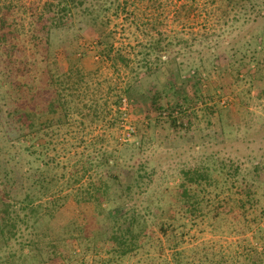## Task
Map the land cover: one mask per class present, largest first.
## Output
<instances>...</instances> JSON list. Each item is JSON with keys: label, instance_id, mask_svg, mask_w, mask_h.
<instances>
[{"label": "rangeland", "instance_id": "rangeland-1", "mask_svg": "<svg viewBox=\"0 0 264 264\" xmlns=\"http://www.w3.org/2000/svg\"><path fill=\"white\" fill-rule=\"evenodd\" d=\"M222 7L220 0H131L119 9V14L114 13L115 9L109 11L104 22L92 27L83 24L78 27L83 29L69 33L73 45L88 52L83 57L77 53V58H81L78 67L85 80L68 91L73 109L67 122L47 129L52 140L42 141L50 148L46 160L54 158L50 173L59 174L60 179L72 182L84 175L83 181L87 182L97 172L110 174L111 169L104 164L97 171L84 172V163L102 150L114 148L116 158L128 166L145 164L154 174L148 194L128 202L141 211L150 208L153 214L148 217L150 242L142 253L123 264H173V250L182 249L186 250L185 264H255L249 259L255 249L264 259V74L258 75L256 63L250 64L252 70L248 73L249 69L245 71L238 61L233 68L229 61H219L217 55L219 50L230 54L238 49L247 61L256 57L264 69V45H256L255 41L256 37L264 38L261 35L264 6L261 15L245 13L239 19L234 15L236 12H230L223 20L226 13ZM222 21L233 23L224 34ZM103 31L113 42L116 53L111 56L120 52L129 58L128 64L121 59L112 61L98 56ZM74 34L81 36L76 38ZM159 38L188 41L170 49L177 56L173 68L182 89L170 84L164 64L142 65V52L152 51L153 42ZM45 46L37 41L29 54L41 58ZM56 55L60 71L66 72L69 68L66 52L59 48ZM46 63L32 64L33 70L22 83L26 101L32 100L33 107L52 112L55 93L49 85ZM128 85L133 86L131 96L125 94ZM155 94L158 100L154 102ZM132 143L139 147L134 148ZM31 144L29 141L28 145ZM11 156H5V160L13 165L15 161L8 159ZM35 156L22 157L24 171L29 174H33L31 167L37 168ZM203 161L243 177L239 180H245L244 184L232 190L254 200L245 210L231 203L221 210V215L216 208L211 213L208 208L205 213L197 212L196 218L183 214L188 226L184 228L183 239H174L171 231L169 236L165 235L159 224L164 222L171 230L168 225L174 222V217L168 218L166 214L182 216L178 198L181 169L200 166ZM43 168L47 170L48 166ZM76 186L79 185L73 183L72 187ZM212 189L207 190L212 192L211 196L219 194V189ZM227 194L220 196L225 198ZM8 199L0 188V202ZM69 210L68 207L60 210L57 220L43 222L38 233L48 225L61 231L66 218L72 215ZM30 226L32 223L29 227L24 223L21 231L24 236L19 233L17 238L7 241L2 258L10 259V264H65L60 253L50 261L46 248L43 257L36 255L38 251L31 242L39 238ZM258 227L263 231L257 230ZM94 229L91 226L87 234L93 235ZM71 241L73 245L69 243L68 249L77 253L74 261L67 264H102L108 257L105 249L101 253L89 251L90 243L85 239ZM60 248L65 249L63 243Z\"/></svg>", "mask_w": 264, "mask_h": 264}, {"label": "trees", "instance_id": "trees-1", "mask_svg": "<svg viewBox=\"0 0 264 264\" xmlns=\"http://www.w3.org/2000/svg\"><path fill=\"white\" fill-rule=\"evenodd\" d=\"M130 1L0 0V147L2 148L0 150V188L9 198L7 201L0 202V264L11 263L10 259L2 258L1 251L8 247L9 239L17 238L19 233L21 237L24 236L21 233L24 223L26 227L32 223L30 228L33 229L34 236L39 238L31 242L32 248L38 251L36 255L43 257V250L46 248L50 261L54 259V255L60 253L58 255L65 264L73 262V257L77 253L68 249V244L73 239L89 241V251L95 250L101 253L105 249L108 257L103 259L102 264H123L122 262L126 259L142 253L150 242L147 231L148 217L153 216L150 208L145 207L141 211L138 206L128 205L129 200L135 199L136 196L148 194L152 186L154 174H151V170L145 164L128 166L122 159L116 158L114 148L102 150L84 163V172L92 169L97 171V167L107 164L111 169L110 174L101 175L97 172L87 182L83 181L84 175H82L71 182L70 179H60L59 174L50 173L51 164L55 161L54 158L46 160L50 148L48 143H44L52 140L48 136L47 129H53L67 122L70 111L73 109V98H69L71 96L68 91L74 90L77 87L75 85L85 80L84 73L78 67L81 58H77V53L83 57L88 52L79 51V48L73 45L70 31L83 29L78 28L83 24L92 27L104 22L109 16V11L115 9L114 13L119 14V9L123 6L125 8ZM220 1L223 2L222 8L226 13L222 20L230 12H236L234 15L235 17L238 15V18L245 13L261 15L263 11L261 9L264 6V0ZM221 25L225 27L222 29L224 34L233 23L222 21ZM101 33L98 41V56L112 61L121 59L128 64L129 58L120 52L111 56L116 53L113 50L112 39L109 34H106L107 32ZM64 34L65 37H63ZM74 35L76 38L81 36V34ZM261 35L264 36V33ZM256 38V45H264V38ZM37 41L46 45L45 53L41 58L29 54L30 49L37 45ZM184 43L188 41L178 39L173 42L159 38L153 42L152 51L142 52L144 56L142 65L148 67V63L157 66L164 64V69L169 71L167 77L170 84L182 89L179 81L176 82L173 68L177 56L172 55L170 49L175 47V44ZM59 48H63L66 52V60L69 64V68L63 73L60 71L56 55ZM221 52L223 51L219 50L217 54L219 61H229L233 68L238 61L243 68L245 67V71L251 67V63H256L258 75L264 74L262 73L264 69L256 57L247 61L238 49L230 54ZM213 56L216 57V54ZM43 62H47L49 85L55 93L52 112L40 109L39 106L33 107L32 100L26 101L24 98L25 89L22 79L31 73L34 67L32 64L36 66ZM251 70L247 72L251 73ZM178 72L177 74L180 73ZM180 76L178 77L181 78ZM132 90V85L126 86L125 94L131 96ZM157 100L158 95L155 94L154 102ZM173 122L175 123L176 119ZM29 141H32L31 145H28ZM132 146L139 147L136 143H132ZM3 149L7 152H3ZM14 149L16 153L11 152ZM30 150L32 152H27ZM27 154L30 156L36 154L37 168L31 167L33 174L24 171L22 157ZM7 155H12L8 159H13L15 164H8L10 161L5 160ZM207 161H203L200 166L181 169L182 183L178 198L182 205V216L166 214L168 218L174 217V222L168 225L171 230L166 228V223L160 222L159 227L165 235L169 236L171 231L174 239H183L184 228L188 226L186 217L196 218L197 212L205 213L207 208L210 213L216 208L221 215L223 213L221 210H226L231 203H234L239 210H245L248 203L254 200L251 196L237 194L232 190L244 184L245 180H239L243 177L240 178L239 174L235 175L225 167L211 166V162ZM44 165L48 166L47 170L43 168ZM114 169L117 171H113ZM73 183L79 186L73 188ZM124 183L126 188H123ZM71 188L73 189L69 190ZM212 188L219 189V194L211 196L212 192L207 190L213 191ZM222 193L228 194L225 198H221ZM67 207L72 215L66 218L61 231L52 230L48 225L44 230L40 229L41 232L38 233V226L40 228L45 221L50 223L52 220H57V213ZM183 214L186 217H183ZM230 214L237 215L236 212ZM91 226L95 227V232L93 235H88V229ZM258 229L263 231L261 227ZM62 243L65 249L61 251ZM179 244H182V241L177 245ZM185 251V249L173 250L171 256L173 264H185L183 260ZM251 252L249 259L253 263L264 264V259L259 255L258 250Z\"/></svg>", "mask_w": 264, "mask_h": 264}]
</instances>
